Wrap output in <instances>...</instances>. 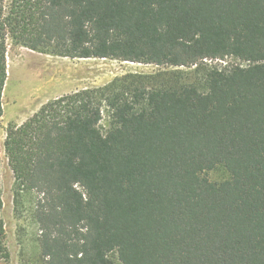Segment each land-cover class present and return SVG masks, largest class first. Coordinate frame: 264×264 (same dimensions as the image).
Wrapping results in <instances>:
<instances>
[{
	"label": "trees",
	"instance_id": "16d2710c",
	"mask_svg": "<svg viewBox=\"0 0 264 264\" xmlns=\"http://www.w3.org/2000/svg\"><path fill=\"white\" fill-rule=\"evenodd\" d=\"M8 42L171 68L8 127L16 214L43 264H264V0H0V118ZM5 238L0 219V264Z\"/></svg>",
	"mask_w": 264,
	"mask_h": 264
},
{
	"label": "rangeland",
	"instance_id": "374dc122",
	"mask_svg": "<svg viewBox=\"0 0 264 264\" xmlns=\"http://www.w3.org/2000/svg\"><path fill=\"white\" fill-rule=\"evenodd\" d=\"M208 63L219 68L240 64L232 58ZM170 69L117 60L70 59L45 55L8 42L7 80L2 94L0 118V219L4 223L9 259L1 264H43L36 240V227L31 223L26 209L21 216L16 214L14 177L3 150L8 127L22 125L42 105L63 95L99 88L126 74H153ZM181 70L184 75L197 82L193 68ZM108 121V113L104 109L100 123L103 132L108 128ZM207 177L211 181H220L225 178V174L216 171L208 173ZM110 258L114 264H121L116 255H111Z\"/></svg>",
	"mask_w": 264,
	"mask_h": 264
},
{
	"label": "bare ground",
	"instance_id": "6f19581e",
	"mask_svg": "<svg viewBox=\"0 0 264 264\" xmlns=\"http://www.w3.org/2000/svg\"><path fill=\"white\" fill-rule=\"evenodd\" d=\"M66 62V61H65ZM67 63V62H66Z\"/></svg>",
	"mask_w": 264,
	"mask_h": 264
},
{
	"label": "built area",
	"instance_id": "2783aa9c",
	"mask_svg": "<svg viewBox=\"0 0 264 264\" xmlns=\"http://www.w3.org/2000/svg\"><path fill=\"white\" fill-rule=\"evenodd\" d=\"M138 64V63H137Z\"/></svg>",
	"mask_w": 264,
	"mask_h": 264
}]
</instances>
